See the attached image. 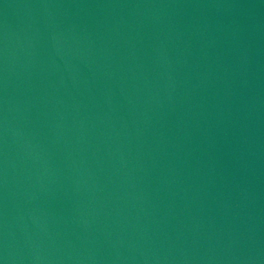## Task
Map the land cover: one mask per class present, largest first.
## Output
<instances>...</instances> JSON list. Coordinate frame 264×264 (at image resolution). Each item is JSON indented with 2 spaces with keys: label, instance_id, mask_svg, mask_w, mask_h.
Listing matches in <instances>:
<instances>
[{
  "label": "water",
  "instance_id": "water-1",
  "mask_svg": "<svg viewBox=\"0 0 264 264\" xmlns=\"http://www.w3.org/2000/svg\"><path fill=\"white\" fill-rule=\"evenodd\" d=\"M0 264H264V0H0Z\"/></svg>",
  "mask_w": 264,
  "mask_h": 264
}]
</instances>
